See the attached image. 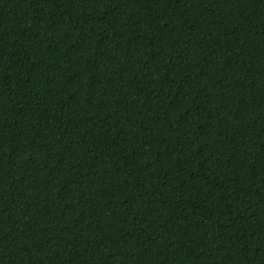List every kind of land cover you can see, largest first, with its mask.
<instances>
[{
	"label": "trees",
	"instance_id": "16d2710c",
	"mask_svg": "<svg viewBox=\"0 0 264 264\" xmlns=\"http://www.w3.org/2000/svg\"><path fill=\"white\" fill-rule=\"evenodd\" d=\"M0 264H264V0H0Z\"/></svg>",
	"mask_w": 264,
	"mask_h": 264
}]
</instances>
